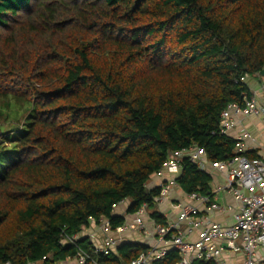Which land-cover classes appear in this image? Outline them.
<instances>
[{"label":"trees","instance_id":"obj_1","mask_svg":"<svg viewBox=\"0 0 264 264\" xmlns=\"http://www.w3.org/2000/svg\"><path fill=\"white\" fill-rule=\"evenodd\" d=\"M263 67L264 0H0V264L146 251L124 241L95 254L90 225L121 226L122 201L130 214L154 206L149 181L171 152L232 158L220 114L244 105L245 76ZM211 179L184 159L176 182L212 198ZM178 259L170 249L152 264Z\"/></svg>","mask_w":264,"mask_h":264},{"label":"built area","instance_id":"obj_2","mask_svg":"<svg viewBox=\"0 0 264 264\" xmlns=\"http://www.w3.org/2000/svg\"><path fill=\"white\" fill-rule=\"evenodd\" d=\"M259 90L261 95L244 99L243 106L230 104L220 114L221 134L230 136L229 132L240 125L232 137L236 141L232 158L210 161L203 147L192 144L171 152L154 174L157 179L154 186L159 188L154 197L157 211L169 201L171 191L175 189V193L186 197L187 201L183 202L177 198L178 193L171 201L172 209L178 211L177 215L161 224L150 216L147 203H143L131 216L124 217L123 224L115 230L111 229L107 219L101 218L97 224L92 223L102 235L100 241L95 239V231L89 232L90 240L95 243V254L108 253L126 241L128 233H135L148 249L122 264H152L166 255L168 248L160 245L166 242L169 248L179 252L175 264H192L197 259L227 264L224 256L230 253L241 254L240 264H264V145L241 125L242 119L250 116H258L264 125V77ZM252 150H257L259 156L248 158L242 154ZM184 159L210 174L212 198L196 192L185 193L180 189L176 179ZM221 191L228 194L232 205L222 207L216 200L215 195ZM219 212L229 213V220H212L213 214ZM194 229L197 230V237L191 240L187 236ZM71 260L73 264H97L96 259L83 249L78 250L74 259H67L61 264H70L68 261Z\"/></svg>","mask_w":264,"mask_h":264},{"label":"crops","instance_id":"obj_3","mask_svg":"<svg viewBox=\"0 0 264 264\" xmlns=\"http://www.w3.org/2000/svg\"><path fill=\"white\" fill-rule=\"evenodd\" d=\"M263 80V77L261 76H250L248 78H246V83L249 86L252 95H261L259 87L260 84ZM252 136L256 137L260 143H262L264 145V125L261 123L260 119L258 116H250L248 118H243L242 119V124H241ZM240 125H237L234 129H232L229 132L230 137H233L236 135V132L238 130ZM156 177L155 175L152 176V178L149 181V185L150 186H154V183L156 181ZM220 181V180H219ZM176 189L174 191H171V196L169 201L166 202V205L164 204L163 206H161L160 208H158L159 213L164 217V219L169 220V216H171V218L175 217V211H177L176 209H172L171 207V201H174V197H176V195L179 193H175ZM216 200L222 205V207H225L227 205H232V201L230 199V197L228 196L227 193L221 191L219 193H217L216 195ZM128 206V202L124 201L123 203L117 205L114 208V212L117 215H123V217H127V216H131L132 213H126V208ZM158 207V206H157ZM230 218L229 213L227 212H219V213H214L212 216V220L215 221H228ZM98 236L96 240L100 241V237L102 236L99 232ZM129 235H126V241H131V242H140V237L135 234V233H128ZM189 239L194 240L197 237V230H193L192 233H189L187 236ZM94 242V240H93ZM160 245H164L168 248V250L172 249L169 248V245L166 243L164 244H160ZM241 254L240 253H230L228 255L224 256V259L226 261L227 264H240L241 262Z\"/></svg>","mask_w":264,"mask_h":264},{"label":"rangeland","instance_id":"obj_4","mask_svg":"<svg viewBox=\"0 0 264 264\" xmlns=\"http://www.w3.org/2000/svg\"><path fill=\"white\" fill-rule=\"evenodd\" d=\"M24 116H21V117H19V122L20 123H23V121H24V118H23ZM0 124H1V126L4 128L5 126H7V123L5 122V121H3L2 122V120L0 119ZM177 198L179 199V200H181V201H183V202H186L187 201V199H186V197L183 195V194H181V193H179L178 194V196H177ZM166 205V204H165ZM149 209L151 210V209H156V205L154 204V206L153 205H151V206H149ZM177 213H178V211H175V216L177 215ZM170 218H171V216H169ZM174 218V217H173ZM91 227L89 228V232H92V231H95V237L96 236H98V233H97V231H96V229H95V227H93L92 225H90ZM95 239H97V237L95 238ZM61 263H63V262H60V264ZM68 263H70V264H73V260H71V261H68ZM35 264H39V263H35Z\"/></svg>","mask_w":264,"mask_h":264},{"label":"water","instance_id":"obj_5","mask_svg":"<svg viewBox=\"0 0 264 264\" xmlns=\"http://www.w3.org/2000/svg\"><path fill=\"white\" fill-rule=\"evenodd\" d=\"M258 75L264 77V67L259 71Z\"/></svg>","mask_w":264,"mask_h":264}]
</instances>
